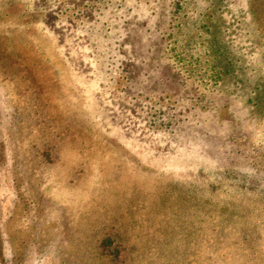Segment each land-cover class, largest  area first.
I'll return each instance as SVG.
<instances>
[{"label":"rangeland","instance_id":"obj_1","mask_svg":"<svg viewBox=\"0 0 264 264\" xmlns=\"http://www.w3.org/2000/svg\"><path fill=\"white\" fill-rule=\"evenodd\" d=\"M0 264H264V0H0Z\"/></svg>","mask_w":264,"mask_h":264}]
</instances>
